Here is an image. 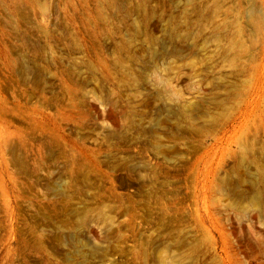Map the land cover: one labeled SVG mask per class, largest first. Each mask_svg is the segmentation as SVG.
<instances>
[{
    "label": "rangeland",
    "instance_id": "rangeland-1",
    "mask_svg": "<svg viewBox=\"0 0 264 264\" xmlns=\"http://www.w3.org/2000/svg\"><path fill=\"white\" fill-rule=\"evenodd\" d=\"M263 174L264 0H0V264H264Z\"/></svg>",
    "mask_w": 264,
    "mask_h": 264
},
{
    "label": "bare ground",
    "instance_id": "bare-ground-1",
    "mask_svg": "<svg viewBox=\"0 0 264 264\" xmlns=\"http://www.w3.org/2000/svg\"><path fill=\"white\" fill-rule=\"evenodd\" d=\"M198 109H199V108H198ZM194 111H195V112H192V113H190V114H188V115L186 114V115H184V116L182 115V116L184 117V119H189V120H190V119L193 118L194 116H197V115H198L197 112H196L197 109H195ZM198 113H199V112H198ZM203 113H204V112H203ZM201 114H202V112H201ZM180 116H181V115H180ZM205 116H206V115H205ZM224 116H225V115H224ZM200 117H201V116H200ZM179 118H180V117H179ZM194 118H196V117H194ZM194 118H193V119H194ZM260 171H261V170H260ZM263 175H264V174H263ZM263 175H262V176H263ZM232 190H233V189H232ZM228 192H229V191H228Z\"/></svg>",
    "mask_w": 264,
    "mask_h": 264
}]
</instances>
